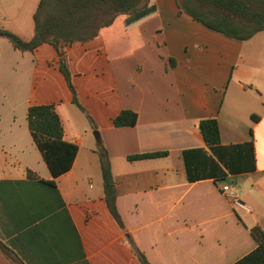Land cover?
<instances>
[{
    "label": "crops",
    "instance_id": "crops-1",
    "mask_svg": "<svg viewBox=\"0 0 264 264\" xmlns=\"http://www.w3.org/2000/svg\"><path fill=\"white\" fill-rule=\"evenodd\" d=\"M153 1L155 14L136 28L141 46L129 54L119 33L63 47L83 111L51 45L21 52L0 38V264H141L135 252L149 264H233L257 247L250 230L264 234V31L236 41L179 13L176 0ZM38 3L0 0V27L29 40ZM38 105L53 107L63 140L76 147L56 178L27 127V109ZM123 110L135 113L133 126L113 125ZM206 118L218 125L214 152L197 127ZM99 148L121 226L105 203ZM195 149L205 153L188 155L199 163L192 176L205 174L190 179L183 153ZM223 185L247 211L231 207Z\"/></svg>",
    "mask_w": 264,
    "mask_h": 264
},
{
    "label": "trees",
    "instance_id": "trees-1",
    "mask_svg": "<svg viewBox=\"0 0 264 264\" xmlns=\"http://www.w3.org/2000/svg\"><path fill=\"white\" fill-rule=\"evenodd\" d=\"M179 13H185L206 29L224 37L247 41L264 31V0H176ZM153 0H39L33 15L34 33L23 40L0 27V38L21 52H31L42 44L51 45L59 56V71L71 93L72 103L81 111L63 57V47L74 42H84L101 34L106 40L118 36L117 44L128 42L126 54L141 46L137 26L155 14ZM122 32L126 34L123 37ZM136 115L123 110L114 119L115 127L133 126ZM27 127L33 143L39 151L52 178L67 172L75 157L76 147L63 140L60 120L51 105L29 106L26 112ZM205 145L215 151L219 145V130L214 118L197 123ZM244 147V145L239 146ZM205 152L200 149L184 151L187 173L195 175L199 163H188ZM99 160L105 203L113 219L121 226L115 208V189L108 157L103 148L96 150ZM161 153H144L128 156V161L165 156ZM190 157V156H189ZM187 160V161H186ZM53 186V182H48ZM257 247L233 264H264V234L258 227L250 230ZM0 249L3 246L0 244ZM141 264H149L145 257L135 252Z\"/></svg>",
    "mask_w": 264,
    "mask_h": 264
},
{
    "label": "built area",
    "instance_id": "built-area-1",
    "mask_svg": "<svg viewBox=\"0 0 264 264\" xmlns=\"http://www.w3.org/2000/svg\"><path fill=\"white\" fill-rule=\"evenodd\" d=\"M221 193L224 194L227 199L229 200V203L231 207L237 210L247 211L248 207L238 198V196L230 191L229 186L223 185L221 188Z\"/></svg>",
    "mask_w": 264,
    "mask_h": 264
}]
</instances>
